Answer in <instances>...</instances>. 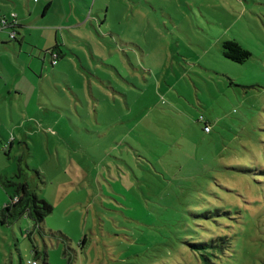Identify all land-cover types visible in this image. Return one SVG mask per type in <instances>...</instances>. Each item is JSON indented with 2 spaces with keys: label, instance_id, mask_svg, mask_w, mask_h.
Wrapping results in <instances>:
<instances>
[{
  "label": "rangeland",
  "instance_id": "rangeland-1",
  "mask_svg": "<svg viewBox=\"0 0 264 264\" xmlns=\"http://www.w3.org/2000/svg\"><path fill=\"white\" fill-rule=\"evenodd\" d=\"M35 1L0 11V210L53 209L0 264H264V0H54L42 37Z\"/></svg>",
  "mask_w": 264,
  "mask_h": 264
},
{
  "label": "trees",
  "instance_id": "trees-1",
  "mask_svg": "<svg viewBox=\"0 0 264 264\" xmlns=\"http://www.w3.org/2000/svg\"><path fill=\"white\" fill-rule=\"evenodd\" d=\"M222 46L224 48L223 55L234 61L243 62L247 59V57L250 56L249 51L239 45V43H237L236 41H225L223 42ZM54 50L55 48L47 50L50 56V62L51 51ZM205 128L207 129V127ZM254 170L255 168L253 167L244 168V171L247 173H253ZM34 171L38 178L42 177V175L36 169ZM5 185L13 187V193L9 197L10 201L3 204L0 210V225H5L22 215H27L33 221V226L36 228H40L41 223L44 221V218L52 211V205L49 204L46 200L38 198L33 187L26 181L15 183L11 180H7ZM215 210L218 211V209ZM225 238L226 237L220 238V241L218 243L219 247H225V245H223ZM42 257L43 264H48L46 253H44Z\"/></svg>",
  "mask_w": 264,
  "mask_h": 264
},
{
  "label": "crops",
  "instance_id": "crops-1",
  "mask_svg": "<svg viewBox=\"0 0 264 264\" xmlns=\"http://www.w3.org/2000/svg\"><path fill=\"white\" fill-rule=\"evenodd\" d=\"M9 1L10 0H2V1H0V11H1V9H2V13H6V12H8V11H11V8L9 7V5H8V3H9ZM18 2V0H15V2ZM53 1L54 0H36L35 1V6L34 7H32V8H29V10H28V15L29 16H31L32 15V13L36 10V9H38V11L41 9V14H40V16H39V18L40 19H42V20H35V19H33V20H31V17L29 18V19H27L25 22H24V24H23V26H27V27H31L32 29H34V30H36V31H38V32H40V35H41V37L44 35V34H50V35H52V26L49 24L50 22L49 21H44L43 19L49 14V12H47V9L49 8V7H51L52 6V4H53ZM15 2H13V3H15ZM18 11L19 13H21L22 12V5H20V7L19 8H15V9H13L12 11ZM16 11V12H17ZM18 12H17V18H19V14H18ZM1 13V12H0ZM21 17H23V16H21ZM67 17V16H66ZM26 23H28V25L26 24ZM57 32H56V37H55V39L57 40ZM48 43H49V45H52V43L50 42V39L48 40ZM56 43V42H55ZM39 45V44H38ZM56 46L55 47H53V48H55V52H56V49H57V43L55 44ZM60 47V46H59ZM50 49H52V48H50ZM48 50V49H47ZM58 56L60 57V55L58 54ZM52 65V64H51ZM53 66V65H52Z\"/></svg>",
  "mask_w": 264,
  "mask_h": 264
},
{
  "label": "built area",
  "instance_id": "built-area-1",
  "mask_svg": "<svg viewBox=\"0 0 264 264\" xmlns=\"http://www.w3.org/2000/svg\"><path fill=\"white\" fill-rule=\"evenodd\" d=\"M58 53L54 51L51 52V64H55L58 61ZM32 264H36L34 261L32 262Z\"/></svg>",
  "mask_w": 264,
  "mask_h": 264
}]
</instances>
